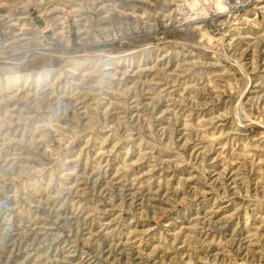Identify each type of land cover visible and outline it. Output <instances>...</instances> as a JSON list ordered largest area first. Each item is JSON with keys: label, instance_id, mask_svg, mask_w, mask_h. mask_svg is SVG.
I'll list each match as a JSON object with an SVG mask.
<instances>
[{"label": "rangeland", "instance_id": "rangeland-1", "mask_svg": "<svg viewBox=\"0 0 264 264\" xmlns=\"http://www.w3.org/2000/svg\"><path fill=\"white\" fill-rule=\"evenodd\" d=\"M0 264H264V0H0Z\"/></svg>", "mask_w": 264, "mask_h": 264}]
</instances>
